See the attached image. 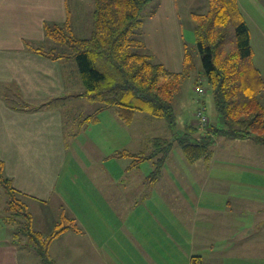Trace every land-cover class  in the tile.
I'll use <instances>...</instances> for the list:
<instances>
[{"label":"crops","instance_id":"0c3cea01","mask_svg":"<svg viewBox=\"0 0 264 264\" xmlns=\"http://www.w3.org/2000/svg\"><path fill=\"white\" fill-rule=\"evenodd\" d=\"M85 1L0 0V264H40L25 238L15 237V225L6 222L3 177L9 178L22 195L36 230L38 219L48 226V233L63 215L82 224L76 230L63 231L50 243L49 253L52 243L54 249L61 247L56 260H62V264H117L116 257L126 255L122 246L132 247L136 259L146 260L150 249L159 255L165 253L163 244L155 250L150 247V236L158 243L163 238L168 240L170 227L177 228V264L223 262L238 248L244 254L248 240L252 241L250 247L259 248L262 258V144L252 138L215 137L209 159L188 162L183 156L180 161L188 164L190 172L177 169V161H173L176 173H164L150 182V167L143 175L127 172L140 169L139 162L134 165L133 161L132 167L124 168L118 162L130 156L119 157L115 153L124 149L145 152L144 147L154 151L159 146L157 141L172 139L176 131H181L176 122L169 126L165 119L143 111H135L132 119L125 122L111 107L89 118L96 106L81 95L84 85L75 60L53 59L33 49L49 40L45 23L69 22L72 8H79ZM237 3L250 30L253 62L264 79V11L256 21L245 12L241 0ZM255 5L264 9V0H255ZM208 9L209 0H149L140 26L142 50L169 71H181L186 51L183 29L189 26L193 30V15ZM260 100L264 104V87ZM192 115L190 124L198 125L195 112ZM179 119L184 124L186 119ZM144 125L148 127L145 132ZM166 129L168 136L164 135ZM201 130L199 126L198 134ZM84 146L86 153L79 160L78 147ZM235 146L237 149L232 150ZM134 181H140L139 189ZM170 195L176 198L177 221L154 222L149 227L144 223L148 206L145 212L137 199L141 197L149 205L151 198L158 202V198ZM51 203L57 211L49 209ZM66 204L73 208L67 209ZM153 206L156 207L154 203ZM34 207L40 210L37 212H41V218L32 213ZM100 209L102 213L109 212L105 220L103 214L98 216ZM133 213L143 215L133 221ZM103 225L107 230H102ZM239 227L255 229L246 235L247 240L236 243L233 236L238 230L230 232ZM258 242H263L262 246L256 245Z\"/></svg>","mask_w":264,"mask_h":264},{"label":"trees","instance_id":"16d2710c","mask_svg":"<svg viewBox=\"0 0 264 264\" xmlns=\"http://www.w3.org/2000/svg\"><path fill=\"white\" fill-rule=\"evenodd\" d=\"M148 1L93 0L87 37L74 34L69 22L44 24L45 36L57 46L39 45L33 49L53 59L75 60L84 85L81 95L96 106L89 118L111 107L125 122L135 111H143L165 119L169 126L175 124L174 97L194 65L186 50L182 70L172 72L142 50L139 34ZM193 32L218 122L208 121L198 135L199 126L187 124V129L176 131L172 140L157 141L159 146L149 155L125 149L115 153L134 157V164L156 158L155 168L148 175L150 182L160 176L174 142L188 162L209 159L218 136L252 138L264 146V104L260 100L264 79L253 62L250 30L237 0H209L208 11L193 15ZM1 183L7 196L6 222L15 225V237L25 238L40 264H56L49 253L50 243L63 231L76 230L75 219L63 215L43 234L33 227L32 214L11 180L3 177Z\"/></svg>","mask_w":264,"mask_h":264},{"label":"rangeland","instance_id":"374dc122","mask_svg":"<svg viewBox=\"0 0 264 264\" xmlns=\"http://www.w3.org/2000/svg\"><path fill=\"white\" fill-rule=\"evenodd\" d=\"M241 1L245 7V12L250 14L253 18H255L256 21H259L261 19L262 11H264L263 7L262 6L257 7L255 5V0H241ZM201 9H204V8H201ZM92 10H93V0H86L85 2H83L79 6V8H75V9L72 8L71 13H70L69 23L72 26V32L74 34H76L78 36H82V37H87L88 35H90L91 23H92ZM206 11L207 10H204V12H206ZM198 13H201V12H198ZM76 23H77V26L75 27L74 25ZM184 25L187 26V24H184ZM188 25H189V22H188ZM183 34H184V41H185V45H186V50H187V53L189 54V62L194 65V68L190 72L189 76L183 80L182 85L180 87V90L178 91V93H176V95L174 97V101H173L176 126L181 128V130L184 129L186 124H190L192 122V120H193L192 119L193 118L192 113L196 112V109H198L202 106L205 108V112L209 115L210 119L212 120L211 123H213L214 114H216V116L218 118V114H217V111H216V109L214 107V103H213V96L211 93L210 85H209L207 79L205 78V76L203 74V67H202L201 59H200V56L198 53L197 44L195 41V36H194L193 30L191 29V27L188 26V28L183 29ZM43 45L45 47H50V46H57V43L50 42L48 40L45 43H43ZM195 81H197L196 83H198V85H201V87L204 88V92L199 93V92L195 91V88L193 87ZM76 107L78 108V106H76ZM78 112H82V109ZM75 113H77V112H74V114ZM179 117H182L183 120L186 119L184 124L182 123L181 119H179ZM205 125L198 123V126H200L201 128L203 126L205 127ZM132 128H136V127H132ZM142 129H143V132H145L148 129V127L144 125L142 127ZM149 129L151 130V128H149ZM153 129H154V127H153ZM154 130H156V128ZM161 131L163 133V130H161ZM153 132H151V133H153ZM164 135H167V136L169 135L168 129L165 130ZM195 135H198V131H196ZM167 136H165V137H167ZM167 138L169 140H172L169 137H167ZM214 144H216L215 139L213 141V145ZM85 146L87 149L91 150L87 144ZM85 146H84V149L78 147L79 153H77L76 158H78L79 160H80V156H81V158H84L83 154L86 153ZM131 147H133V146H131ZM139 147L141 148L144 146L141 145ZM143 149L145 150V152H143L145 155H149L150 153L153 152V150H151V147L150 148L144 147ZM236 149H237L236 146L232 148V150H236ZM238 149H239V147H238ZM130 150H131V148H130ZM80 151H82V152H80ZM158 155L160 156V154H158ZM183 156H184V154H183L180 146L178 145L177 142H174L172 145V149H171L170 153L168 154L167 158L165 159V161L163 163V166L161 167L160 175H162L164 173H171V172L176 173L177 172L176 168L174 169L173 161H177V169H181L184 172L189 171L188 164L180 161V158H182ZM171 158L173 159L172 162L170 161ZM133 159H134V157L125 158L124 160H121L118 163H119V165L121 163L124 166V168H126L128 165H129V167H132L133 166L132 165ZM155 160H156V158H154V157L152 159H144V160L140 161L138 164L140 169H138V170L135 169L133 171L127 170V172H136L140 175L146 174L148 167H150L152 170L155 168V163H154ZM182 164H184V167H182ZM80 167H82V166H80ZM81 171L84 172L83 169H81ZM81 171L76 172V173L79 175V173ZM133 184H134L135 188H138V189L140 188V181H134ZM113 195H115V193L112 194L111 196H113ZM140 196H142V195H140ZM180 198L182 199L181 195H180ZM136 199H137V197H136ZM137 200H138V205H140V206L144 205L145 212L147 210L146 206H148L149 213H146V215L148 217L146 219H144V223H147L149 227L151 226L150 223H154V222L162 223V222H175V221H177V210L175 209L177 202H176V198L174 197V195H170V197H166V198L165 197L158 198V200H159L158 202H155L154 198H151L149 205H145L143 203L141 197ZM251 200L253 201L254 199L251 198ZM153 203L155 204L156 207L153 206ZM262 203H264V198L262 200ZM249 204H251V203H249ZM65 207L69 210H71L73 208V206L70 204H68ZM50 208H51L52 212H55L58 209L54 203H51V205L49 206V209ZM74 209L77 210L76 206H74ZM158 209L161 212H159ZM78 210H79V207H78ZM37 211H40V210L38 208L36 210V208L34 207V209L32 210V213L39 214L38 218H41V216H42L40 214L41 212L38 213ZM102 214L104 215V220H105V218L108 216L109 212H108V210H106V212L104 211L102 213V211L100 209L98 216L99 215L101 216ZM142 215L143 214H141V213H133L131 216V219L134 221L137 217H140ZM38 220L39 221H37V227H38L37 229L41 230V232L43 234L47 233L48 229H46V228L48 226H46V224L43 225V222H41V219H38ZM76 223H77V225L82 226V224L80 222H76ZM10 226H11V224H10ZM87 228H88V226L85 227L84 230H86ZM107 228H106V226L103 225L102 230H107ZM170 228H172V231L166 235L168 237V240L166 238H163L164 240H162V242L158 243V241L155 239V237H152V235L150 236V247H153L155 250L157 245L161 246V244H163V246H161V247L165 248V253H163V254L161 253L159 255L150 249L149 253L147 254V258H146V260L148 261L147 262L146 260H141V258L136 259L135 258V257H137L136 252L133 250H130V249H132V247L129 249L127 247L122 246V248H123L122 252H124L126 255L124 257H121V256L116 257V259L118 261L117 264H177V256L175 254L177 252V237L174 236L175 232L177 231V228H174V227H170ZM240 228L241 227L236 228V230L230 232V233H234L235 231L238 230L237 235L233 236V241L236 243L242 242L243 239L247 240L248 237L246 235L251 234L255 229L252 227L251 228L245 227L243 229H240ZM55 241H56V239L55 240L53 239L52 242L54 243ZM53 243H52V248L50 249V255H51V258H55V260H56V256L60 257L62 250H61V247H59V246H57L54 249ZM262 244H263V242H258L256 245L262 246ZM250 245H252V241H250V240L246 241V248L248 250L245 251L244 254L241 253V248H238V250L234 251V252H236V254L230 253V258L227 260H224L223 262L208 261V262H205L204 264H264V248L261 249V251H260V254L262 256V258H260V255H258L259 254L258 253L259 248L250 247ZM118 247L120 248L121 246H118ZM63 248H68V246L64 245ZM56 263L62 264V260H56ZM71 263L74 264L75 262H71ZM86 264H90V263L86 262Z\"/></svg>","mask_w":264,"mask_h":264},{"label":"built area","instance_id":"2783aa9c","mask_svg":"<svg viewBox=\"0 0 264 264\" xmlns=\"http://www.w3.org/2000/svg\"><path fill=\"white\" fill-rule=\"evenodd\" d=\"M195 91L202 93L204 92V88H202L200 85L195 86ZM195 116L198 119V123L205 125L208 122V116L205 113V108L202 106L198 108L195 112Z\"/></svg>","mask_w":264,"mask_h":264}]
</instances>
